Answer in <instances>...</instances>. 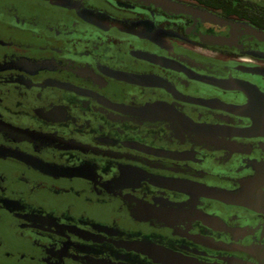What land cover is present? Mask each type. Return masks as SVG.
Instances as JSON below:
<instances>
[{
	"label": "flooded vegetation",
	"instance_id": "af4514ba",
	"mask_svg": "<svg viewBox=\"0 0 264 264\" xmlns=\"http://www.w3.org/2000/svg\"><path fill=\"white\" fill-rule=\"evenodd\" d=\"M0 264H264V0H0Z\"/></svg>",
	"mask_w": 264,
	"mask_h": 264
}]
</instances>
